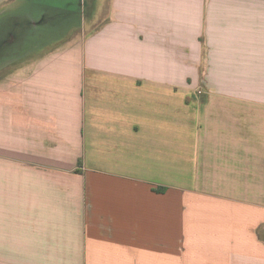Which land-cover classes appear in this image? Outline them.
<instances>
[{
	"label": "crops",
	"instance_id": "1",
	"mask_svg": "<svg viewBox=\"0 0 264 264\" xmlns=\"http://www.w3.org/2000/svg\"><path fill=\"white\" fill-rule=\"evenodd\" d=\"M91 12L0 78V264H264V0Z\"/></svg>",
	"mask_w": 264,
	"mask_h": 264
},
{
	"label": "rangeland",
	"instance_id": "2",
	"mask_svg": "<svg viewBox=\"0 0 264 264\" xmlns=\"http://www.w3.org/2000/svg\"><path fill=\"white\" fill-rule=\"evenodd\" d=\"M99 1L15 0L0 14V78L15 74L21 65L32 61L34 53H41L47 46L64 44L60 38L72 23L68 21H76L79 13V27L70 35L75 37L83 22L88 25L91 10ZM57 38L59 44H54Z\"/></svg>",
	"mask_w": 264,
	"mask_h": 264
}]
</instances>
